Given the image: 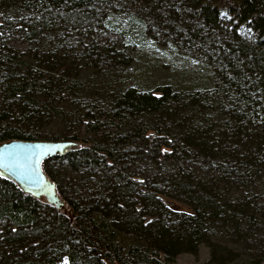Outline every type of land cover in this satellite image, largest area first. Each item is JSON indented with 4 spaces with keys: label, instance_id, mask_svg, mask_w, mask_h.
Segmentation results:
<instances>
[{
    "label": "trees",
    "instance_id": "16d2710c",
    "mask_svg": "<svg viewBox=\"0 0 264 264\" xmlns=\"http://www.w3.org/2000/svg\"><path fill=\"white\" fill-rule=\"evenodd\" d=\"M150 1L139 0L140 9L152 6L160 28H183L175 44L211 59V84L108 86L88 95L80 74L42 61L38 49L16 48L9 33L33 40L58 23L109 27L101 0H0V144L69 141L42 161L67 210L45 185L37 195L0 169V264H54L63 256L69 264H172L200 243L209 261L234 258L211 235L216 225L239 231L251 198L242 201L238 191L264 178V0ZM116 26L122 32L128 24ZM120 47H89L77 56L84 65L72 66L99 65L101 53L111 67Z\"/></svg>",
    "mask_w": 264,
    "mask_h": 264
},
{
    "label": "rangeland",
    "instance_id": "374dc122",
    "mask_svg": "<svg viewBox=\"0 0 264 264\" xmlns=\"http://www.w3.org/2000/svg\"><path fill=\"white\" fill-rule=\"evenodd\" d=\"M137 1L139 2V0ZM137 1L114 0V2L107 3L105 0H101L100 3H97V7L105 11L104 20L111 17L108 21L112 22V25L109 26L111 28L107 26L94 27L93 31H89V28H74L70 23H58L53 25L54 27L58 25L56 28H51L50 31L48 30L49 32H42L41 36L39 35L33 40L25 38L21 32L9 33V43L20 49L31 47L33 52L38 49L37 54L40 55L42 61L45 57L54 61L59 60L61 70L70 71L76 75L80 74L85 81L83 85L86 87L85 92H82L88 95L95 91H102V88L108 86H112V88L135 86L138 89H155L160 84L168 83L174 87L189 90L211 84L215 77L210 68L211 59H208L203 52L198 55H189L184 41H182V45L174 43L175 35L183 28H175V32L168 28H160L157 15L151 16L154 8L147 5L144 14L140 9L142 4L140 2L138 4ZM155 1L151 0L150 2L152 4ZM222 16L228 20L231 17L225 11L222 12ZM130 20H132L133 26H130ZM118 23H121L123 27L128 24V27L122 28L121 32L118 28L119 25L116 26ZM191 23L197 24L195 21ZM228 27L230 28V25ZM203 35L205 36V33ZM107 41L122 46L120 47L122 55L117 59L118 63H113V66L110 67L107 64L109 58L103 57L100 53L98 56L100 58L99 65L98 62L93 61V66L89 64L83 69L79 67L76 70L72 66L74 62L75 64L80 63L81 60L77 59L80 54H82V58L89 55V47L100 49ZM102 54L105 55V53ZM27 55L33 61L36 60L32 52ZM82 64L84 65V61L80 63L81 66ZM113 68L115 69L112 70ZM56 164L60 169L64 168L60 172L69 173L68 166L63 163ZM42 168L44 170L43 164ZM56 192V196L62 200L60 209L67 210L66 199L58 190ZM238 194H240L238 198L241 197L242 201L251 198L247 216H245L247 221L242 222L238 227L239 231L236 232H233L235 228L233 225L228 228L226 225L214 226L212 239L228 245L235 251L234 258L229 261V264H264V178L258 180L254 185L244 186L238 191ZM170 205L176 209L189 210V207L178 203ZM209 259V247L205 243H200L196 253L182 251L172 264H216V261L212 262ZM54 264L69 263L67 257L63 256Z\"/></svg>",
    "mask_w": 264,
    "mask_h": 264
},
{
    "label": "water",
    "instance_id": "95a60500",
    "mask_svg": "<svg viewBox=\"0 0 264 264\" xmlns=\"http://www.w3.org/2000/svg\"><path fill=\"white\" fill-rule=\"evenodd\" d=\"M69 144L67 140H12L0 144V169L10 174L21 185L40 195L43 185L50 190L46 196L58 200L49 180L45 177L42 161L56 152H62ZM35 189L38 191L35 192Z\"/></svg>",
    "mask_w": 264,
    "mask_h": 264
}]
</instances>
